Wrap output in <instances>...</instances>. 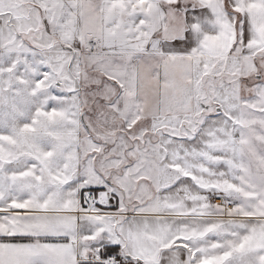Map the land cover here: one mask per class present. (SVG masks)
Listing matches in <instances>:
<instances>
[{"label": "snow or ice", "instance_id": "6c2138e0", "mask_svg": "<svg viewBox=\"0 0 264 264\" xmlns=\"http://www.w3.org/2000/svg\"><path fill=\"white\" fill-rule=\"evenodd\" d=\"M0 264H264V0H0Z\"/></svg>", "mask_w": 264, "mask_h": 264}]
</instances>
